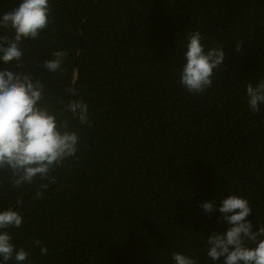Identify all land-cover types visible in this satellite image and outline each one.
Returning <instances> with one entry per match:
<instances>
[{
	"label": "trees",
	"instance_id": "trees-1",
	"mask_svg": "<svg viewBox=\"0 0 264 264\" xmlns=\"http://www.w3.org/2000/svg\"><path fill=\"white\" fill-rule=\"evenodd\" d=\"M20 2L0 0V16ZM49 3V27L21 45L23 70L78 133L79 159L19 188L0 171V210L23 218L6 229L29 253L23 264H174V252L223 264L207 257L206 239L229 225L203 202L239 195L254 230L264 224V105L253 113L246 93L264 79V0ZM197 30L205 50L222 45L227 58L212 87L193 94L180 72ZM56 50L68 55L49 72ZM70 99L88 104L91 127L61 109Z\"/></svg>",
	"mask_w": 264,
	"mask_h": 264
},
{
	"label": "clouds",
	"instance_id": "clouds-1",
	"mask_svg": "<svg viewBox=\"0 0 264 264\" xmlns=\"http://www.w3.org/2000/svg\"><path fill=\"white\" fill-rule=\"evenodd\" d=\"M51 7L49 0H21L18 7L0 16V171L10 172L8 177L13 188L32 184L35 178L49 179L50 173L65 160L76 157L80 137L69 129V120H58V112L46 105L45 85L31 72L24 71L21 47L26 39H38L50 24ZM7 30H11L9 35ZM201 33L190 32L187 37L186 63L180 72V81L185 89L199 94L213 85L214 70L219 69L227 58L222 45L205 50L201 43ZM242 45L236 44L239 52ZM68 53L64 50L53 52V59L44 61L49 72L62 71ZM15 62V68L8 65ZM72 92V89H67ZM248 105L253 113H258L264 105V79L254 87L246 85ZM61 109L72 113L80 125L91 127L89 106L83 100L70 99L67 104L58 101ZM46 187V184H41ZM43 192L38 193L43 196ZM201 207L206 213L219 212L220 219L229 227L224 232H212L207 236L206 254L212 261L223 264H264V224L254 230L248 219L252 209L246 198L236 194L228 195L219 204L209 200ZM22 216L14 208L0 210V264H8L12 259L16 264L28 260L29 253L12 243L6 231L10 227H20ZM41 255L49 249L40 240L34 241ZM174 264H199V258L174 252Z\"/></svg>",
	"mask_w": 264,
	"mask_h": 264
}]
</instances>
